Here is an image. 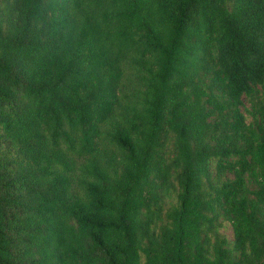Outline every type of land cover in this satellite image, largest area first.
Masks as SVG:
<instances>
[{"label": "trees", "instance_id": "1", "mask_svg": "<svg viewBox=\"0 0 264 264\" xmlns=\"http://www.w3.org/2000/svg\"><path fill=\"white\" fill-rule=\"evenodd\" d=\"M0 264H264V0H0Z\"/></svg>", "mask_w": 264, "mask_h": 264}, {"label": "rangeland", "instance_id": "2", "mask_svg": "<svg viewBox=\"0 0 264 264\" xmlns=\"http://www.w3.org/2000/svg\"><path fill=\"white\" fill-rule=\"evenodd\" d=\"M222 232L226 233L230 238H232V228L229 224H224L221 227Z\"/></svg>", "mask_w": 264, "mask_h": 264}]
</instances>
